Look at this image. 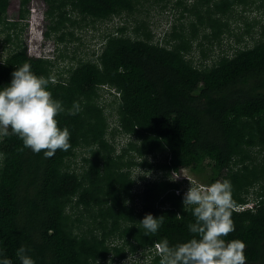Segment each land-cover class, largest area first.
Wrapping results in <instances>:
<instances>
[{
	"label": "trees",
	"instance_id": "16d2710c",
	"mask_svg": "<svg viewBox=\"0 0 264 264\" xmlns=\"http://www.w3.org/2000/svg\"><path fill=\"white\" fill-rule=\"evenodd\" d=\"M31 1L19 0L13 23L0 0V86L24 62L47 78L71 147L45 157L15 135L0 140L4 254L20 264L24 245L36 264H159L155 242L192 235L190 184L228 179L225 239L245 243V264H264V0H39L43 39L55 45L40 57L22 42ZM154 5L178 12L159 37ZM113 19L81 58L76 35ZM231 38L243 46L216 51ZM146 213L164 216L156 234L137 223Z\"/></svg>",
	"mask_w": 264,
	"mask_h": 264
},
{
	"label": "clouds",
	"instance_id": "9594fccd",
	"mask_svg": "<svg viewBox=\"0 0 264 264\" xmlns=\"http://www.w3.org/2000/svg\"><path fill=\"white\" fill-rule=\"evenodd\" d=\"M40 13L41 29H38V35L44 41V18L42 11ZM54 46L52 42L51 50L39 42V55L34 57L50 54L54 51ZM48 83L47 78L31 71L28 62L14 68L10 81L0 86V140L7 135H15L22 141L23 148L34 153L43 150L45 157H52L58 149L67 151L71 147L69 129L66 126L59 127L56 119L59 113L65 111L63 103L52 97ZM77 111L79 107L73 102L68 112L75 114ZM3 156L0 153V159ZM182 206L184 211H191L194 218L187 226L192 235L174 245H170L166 237L155 242L160 254L159 264H245V243L240 239H225L234 231L231 219L234 201L228 179H218L207 185L190 184L183 193ZM163 218L164 216L154 217L153 214L146 213L137 223L144 230V235L148 236L158 232ZM27 253L24 245L17 248L16 257L20 264H36L34 258ZM0 264H13L2 249Z\"/></svg>",
	"mask_w": 264,
	"mask_h": 264
},
{
	"label": "rangeland",
	"instance_id": "374dc122",
	"mask_svg": "<svg viewBox=\"0 0 264 264\" xmlns=\"http://www.w3.org/2000/svg\"><path fill=\"white\" fill-rule=\"evenodd\" d=\"M156 8L157 6L154 5ZM41 5L39 4V0H32L29 7V23H28V29L27 32L22 35V42L27 47V52L31 55H39L37 47L39 46V42L45 44L49 49H53L52 42L49 41L48 43L46 41H42L40 36L38 35V29H41L39 26L41 24ZM20 8H19V0H10L5 19L9 22L17 23L21 22L19 18ZM177 11H174L171 9V6H168L166 9L160 11V9H151L149 19L152 22V26L154 27V33L156 34V37H159L164 33V31H167L170 27V25L174 22V20L178 17ZM31 14V16H30ZM249 14V13H248ZM249 17H256L258 16V12H253L248 15ZM31 17V18H30ZM122 22V21H121ZM43 23V22H42ZM119 24V19H113L106 23H96L95 26L97 27L96 30H92V28H89L90 31L84 33L82 31L81 33L77 34L76 36L80 38V40L84 43V46L81 47L82 50L78 53V55L83 56L81 58H87L86 55H88L92 50L97 49L99 46V43L101 41L94 39L93 37H96L98 33H106V30H112L115 26ZM31 25V27H30ZM29 28H31L29 30ZM97 38V37H96ZM244 43L246 45H251V42L249 40L243 39ZM221 48L217 49L216 51L223 49V48H229V51H233L237 48H241L243 44H237L232 39H226L223 40L221 44ZM218 48V47H217ZM8 49V47L4 48ZM4 49L0 48V57L2 56V53H4ZM29 50V51H28Z\"/></svg>",
	"mask_w": 264,
	"mask_h": 264
}]
</instances>
